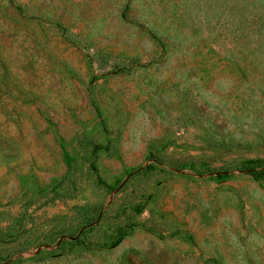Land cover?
<instances>
[{"label": "rangeland", "instance_id": "374dc122", "mask_svg": "<svg viewBox=\"0 0 264 264\" xmlns=\"http://www.w3.org/2000/svg\"><path fill=\"white\" fill-rule=\"evenodd\" d=\"M264 0H0V264H264Z\"/></svg>", "mask_w": 264, "mask_h": 264}, {"label": "trees", "instance_id": "16d2710c", "mask_svg": "<svg viewBox=\"0 0 264 264\" xmlns=\"http://www.w3.org/2000/svg\"><path fill=\"white\" fill-rule=\"evenodd\" d=\"M242 168L254 179L264 181V160L249 159L242 164Z\"/></svg>", "mask_w": 264, "mask_h": 264}]
</instances>
